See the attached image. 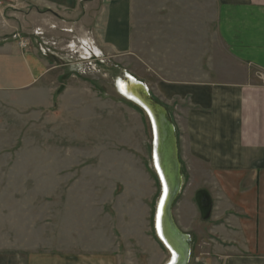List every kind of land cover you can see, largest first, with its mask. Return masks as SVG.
Listing matches in <instances>:
<instances>
[{"label":"rangeland","instance_id":"rangeland-1","mask_svg":"<svg viewBox=\"0 0 264 264\" xmlns=\"http://www.w3.org/2000/svg\"><path fill=\"white\" fill-rule=\"evenodd\" d=\"M9 6L29 9L22 0H0V8ZM200 6L195 0L112 5L118 24L127 18L131 49L124 55L111 41L103 50L102 36L96 51L91 32L80 27L39 32L34 10L8 13L15 19L5 32L16 31L15 45L27 52L40 44L37 52L54 63H31L29 87L0 90V264L169 260L154 226L162 185L152 163V127L119 84L139 81L162 105L156 92L162 80H229L240 68L216 45L210 4L207 19ZM9 70L14 76L18 66ZM183 154L186 160V148ZM174 205L177 224L200 233L186 194Z\"/></svg>","mask_w":264,"mask_h":264},{"label":"crops","instance_id":"crops-1","mask_svg":"<svg viewBox=\"0 0 264 264\" xmlns=\"http://www.w3.org/2000/svg\"><path fill=\"white\" fill-rule=\"evenodd\" d=\"M22 1L29 6L27 12L0 8V90L29 87L31 63L43 68L54 63L37 52L40 44L27 52L15 45L10 36L16 31L5 32L9 19H15L10 11L28 16L34 10L39 32L63 25L80 27L91 32L96 45L102 36L103 50L110 41L118 43L115 51L120 55L131 49L127 18L118 24L117 15L110 13L112 5L128 0ZM195 1L204 19L210 4L216 45L240 69L224 81L157 82L156 98L174 125L181 164L183 185L175 204L186 194L191 220L201 223L200 233L185 232L175 222L190 236L189 264H264V88L256 76L264 73V0ZM215 60L219 59H213L212 67ZM12 64L18 66L14 76ZM200 191L210 200L206 220L196 204ZM202 251L205 258L198 262Z\"/></svg>","mask_w":264,"mask_h":264},{"label":"water","instance_id":"water-1","mask_svg":"<svg viewBox=\"0 0 264 264\" xmlns=\"http://www.w3.org/2000/svg\"><path fill=\"white\" fill-rule=\"evenodd\" d=\"M128 79H131L130 77ZM127 79V80H128ZM135 81V80H133ZM136 82V81H135ZM130 85V84H129ZM130 87V86H129ZM120 90V86H119ZM134 90L138 93V97L140 98V101H135L134 99L130 98V100L134 101L139 107L146 113L148 116L152 128H153V135H154V141L152 143V150H153V161H154V167L157 171L156 167V157L155 152L156 150L159 152L160 156V166L162 165L163 170H165V175L163 174L164 180L167 183V202L165 204V211L162 213L161 220H163V233L164 237L167 239H171L172 246L175 247L176 253L174 254L177 256V259H174L173 257V250L167 246L166 242L163 240V236L158 231V210L159 206L161 204L163 195H164V186H162L161 191V197L158 202V207L155 216V229L157 232L158 239L160 240V243L163 245V247L166 249V251L171 254L169 264H174L176 260H178V264H188L190 260V236L186 233H183L175 223L174 217H173V205L178 197V194L181 191L182 187V176H181V164L178 160V153H177V144H176V136H175V130L174 126L170 120L168 111L165 107L158 104L157 102L153 101L148 93L147 88L141 84L136 82L134 85ZM121 92V90H120ZM122 94V92H121ZM125 96V95H124ZM127 97V96H126ZM128 98V97H127ZM144 101L145 104L150 105L153 108L156 123L151 115V113L148 111L147 105L143 104ZM155 123V128H154ZM156 135L158 136V144L156 142ZM160 144V145H159ZM157 174L159 176V180L161 181V177L157 171ZM162 183V181H161ZM196 204L200 211L202 220L208 219L210 215V200L204 191H200L196 195ZM165 212V213H164ZM164 218V219H163Z\"/></svg>","mask_w":264,"mask_h":264},{"label":"bare ground","instance_id":"bare-ground-1","mask_svg":"<svg viewBox=\"0 0 264 264\" xmlns=\"http://www.w3.org/2000/svg\"><path fill=\"white\" fill-rule=\"evenodd\" d=\"M134 79H129V81L127 80V81H124L123 83L121 82L120 84H119V86H120V89H121V91H122V93H123V95H125V96H127L128 98H132V99H134L135 101H137V100H139L140 101V98L138 97V93L134 90V85L136 84V82L135 81H133ZM139 82V81H138ZM130 84V85H129ZM130 86V87H129ZM141 102H143V104H145V102L144 101H141ZM145 105H147V104H145ZM147 108L149 109L148 111L151 113V115H152V117H153V119H154V121H155V123H156V116H155V114H154V111H153V108L150 106V105H147ZM146 117H147V119L149 120V118H148V116L146 115ZM149 122H150V120H149ZM155 123H154V128H155ZM150 124H151V122H150ZM151 127H152V125H151ZM152 132H153V128H152ZM159 138H158V136L156 135V142H157V140H158ZM153 140H154V138H153ZM157 144H158V142H157ZM160 145V144H159ZM160 154H159V152L156 150V152H155V159H156V167H157V171H158V173H159V175H160V177H161V181H162V183H161V185L162 186H164V189H165V191H164V195H163V198H162V201H161V204H160V206H159V210H158V231H159V233H160V236H161V234H162V236H163V240L166 242V244H167V246H169L172 250H173V257H174V259H177V256L176 255H174V254H177L176 252V249H175V247H173L172 246V243H171V239H167V237L165 238L164 237V233H163V229H164V226H163V220H161V217H162V213H163V211H165L166 209H165V204H166V202H167V183L165 182V180H164V177H163V174L165 175V170H163V169H161L162 168V165L160 166V156H159ZM152 163H153V160H152ZM154 165V164H153ZM154 167V166H153ZM156 171V172H157ZM161 194H162V191L160 192V196H161ZM178 196H179V194H178ZM178 198V197H177ZM160 200V199H159ZM159 202V201H158ZM156 211H157V209H156ZM156 213V212H155ZM165 213V212H164ZM156 216V215H155ZM164 219V218H163ZM154 226H155V219H154ZM156 230V229H155ZM156 236H157V232H156ZM161 236V237H162ZM158 237V236H157ZM160 241V240H159ZM169 254V253H168ZM170 257H171V254H169V260L168 261H166V263L165 264H169V261H170ZM174 264H178V260H176V262L174 263Z\"/></svg>","mask_w":264,"mask_h":264},{"label":"built area","instance_id":"built-area-1","mask_svg":"<svg viewBox=\"0 0 264 264\" xmlns=\"http://www.w3.org/2000/svg\"><path fill=\"white\" fill-rule=\"evenodd\" d=\"M256 76L260 82V85L264 87V73L259 72L256 74Z\"/></svg>","mask_w":264,"mask_h":264}]
</instances>
